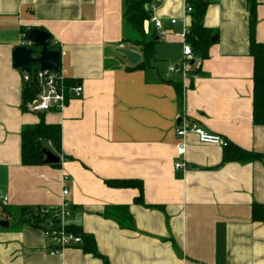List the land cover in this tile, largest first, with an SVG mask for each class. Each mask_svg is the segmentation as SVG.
Instances as JSON below:
<instances>
[{"label": "crops", "instance_id": "obj_1", "mask_svg": "<svg viewBox=\"0 0 264 264\" xmlns=\"http://www.w3.org/2000/svg\"><path fill=\"white\" fill-rule=\"evenodd\" d=\"M122 1L0 0V198L7 199H0V214L3 207L51 209L64 201L72 225L93 237L108 264H264V223L251 219L253 204L264 205V127L252 124L247 0H204L203 26L217 36L186 79L152 63L130 70L118 57L122 48L139 53L121 42ZM256 1L255 41L264 44V0ZM152 17L175 34L192 21L181 0L154 3ZM24 28L47 32L63 76L83 87L82 98L60 112L22 111L23 72L12 55L27 40ZM147 28L153 31L151 22ZM158 45L174 62L182 59L181 40L157 39L154 60ZM181 119L263 159L221 164L222 147L188 133L180 159L187 170H175ZM41 121L61 129L57 167L21 164V130ZM116 180L140 182L142 203L134 202L136 188L105 184ZM121 208L130 227L104 216ZM2 221L9 226L0 228V264H103L78 247L51 255L41 230Z\"/></svg>", "mask_w": 264, "mask_h": 264}, {"label": "trees", "instance_id": "obj_2", "mask_svg": "<svg viewBox=\"0 0 264 264\" xmlns=\"http://www.w3.org/2000/svg\"><path fill=\"white\" fill-rule=\"evenodd\" d=\"M157 0H123V27L124 34L122 43L136 48L142 56V62L136 66L130 67V70H140L150 66V60L154 59L155 34L147 25L152 18V10ZM193 12L191 24L188 27L189 33L187 42L196 58L204 60L207 57V50L211 46V39L216 38V32L206 29L203 26V17L207 8V2L204 0H188ZM256 0H247L248 9V33H249V55L253 59V89H252V124L254 126L264 127V44L255 41L256 27ZM24 39H27L32 29H21ZM49 48L53 51H59L58 44L51 45ZM67 86H73L77 81L65 79ZM177 94L178 104L182 106V90L174 84ZM36 96V87L34 83L23 86L22 92V111L26 113L24 106L32 102ZM21 138V164L25 167L41 166L45 157L43 150L49 151L57 157L61 156V129L57 125H47L41 121L37 126H26L22 128ZM221 164L230 162L250 163L261 161V155L243 151L227 143L223 148ZM54 167L58 165H51ZM105 184L113 189L136 188L139 196L135 198V203H142V185L138 181H106ZM72 208V207H71ZM43 207H21L16 210H8L3 207L1 215L6 219H11L17 226L41 230L46 226V222L51 219L57 208L47 209ZM104 216L116 222L120 227H130L131 218L126 208L106 209ZM251 219L253 222L264 223V205L253 204L251 210ZM71 228L76 234L81 235L82 245L78 248L93 258L99 259L103 264H108L95 247L93 237L85 235L82 229L72 225ZM77 248V247H76Z\"/></svg>", "mask_w": 264, "mask_h": 264}, {"label": "built area", "instance_id": "obj_3", "mask_svg": "<svg viewBox=\"0 0 264 264\" xmlns=\"http://www.w3.org/2000/svg\"><path fill=\"white\" fill-rule=\"evenodd\" d=\"M157 0L156 2H159ZM184 6V17L190 16L193 12L188 0H181ZM155 37L161 41H167L169 36L181 40L182 46V60L175 65H169L167 72L170 74L181 75L184 79L194 77L193 66L201 60L196 58L190 44L187 42V36L189 33L188 27H185L182 33L175 34L167 31L163 27V23L152 17L150 20ZM171 25H175L176 21L171 20ZM23 47L28 49L33 48L31 42L25 41ZM65 77L61 72H40L38 66H33L29 72L22 73L23 86L34 83L36 87V96L32 102L26 104V112L33 114L60 112L66 107L71 100H80L83 95V87L75 83L73 86H67ZM188 133H194L198 141L202 144L213 145L219 147H226L227 142L221 137L213 134H209L196 125L188 122H180L177 127L176 135L181 140L176 146L177 161H175V170H187V165L184 160H180L185 155V145L183 138ZM67 195V191H62V197ZM2 203H6V197L0 198ZM42 212H47L42 210ZM73 216V210L68 203L62 202L56 212L53 213L51 219L46 222V226L41 229L44 239L49 245V253L51 255L62 254L64 251L70 248L80 247L82 245V237L76 234L71 228V219ZM0 221H2V215L0 214Z\"/></svg>", "mask_w": 264, "mask_h": 264}, {"label": "water", "instance_id": "obj_4", "mask_svg": "<svg viewBox=\"0 0 264 264\" xmlns=\"http://www.w3.org/2000/svg\"><path fill=\"white\" fill-rule=\"evenodd\" d=\"M27 41L32 43L33 48L28 49L21 46L13 51L14 68L22 72H29L31 67L38 66L42 74L60 71L61 54L59 51H53L49 48L50 36L47 32L32 29L27 36ZM214 42L215 38L211 39V44ZM116 52L123 56L131 66H136L142 62V56L129 49H117ZM42 153L45 157L44 165H58L60 163V158L51 152L43 150ZM8 226L7 222L0 221V228H8Z\"/></svg>", "mask_w": 264, "mask_h": 264}, {"label": "rangeland", "instance_id": "obj_5", "mask_svg": "<svg viewBox=\"0 0 264 264\" xmlns=\"http://www.w3.org/2000/svg\"><path fill=\"white\" fill-rule=\"evenodd\" d=\"M160 50L161 51V53L159 52L158 53V56H157V59H152V60H150V63H152L153 64V66L155 67V68H158V70H160V71H162L163 72V74L164 75H167V76H173L174 74H170V73H168L167 72V67L169 66V65H175V64H177L176 62H174L172 59H170L166 54H165V52H163L164 50H165V47L164 46H161V45H158L157 46V50ZM118 57H122V56H118ZM182 60V59H181ZM180 60V61H181ZM179 61V62H180ZM63 64V65H62ZM62 67L64 68V66H65V64H64V61L62 62ZM60 72H61V74H62V76L63 75H65L64 74V69H60ZM24 108L26 109V105L24 106Z\"/></svg>", "mask_w": 264, "mask_h": 264}]
</instances>
